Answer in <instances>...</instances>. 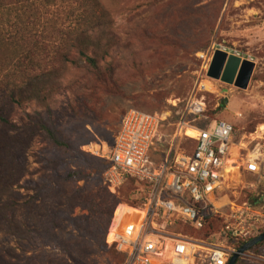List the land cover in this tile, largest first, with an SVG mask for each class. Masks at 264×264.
Segmentation results:
<instances>
[{"label":"rangeland","instance_id":"374dc122","mask_svg":"<svg viewBox=\"0 0 264 264\" xmlns=\"http://www.w3.org/2000/svg\"><path fill=\"white\" fill-rule=\"evenodd\" d=\"M18 4L15 5L18 11L21 7L37 10L30 19L35 24H28L37 37L48 35L51 31L48 24L79 36L83 47L97 53L101 66L106 63L112 66L114 85L108 94L99 90L76 57L77 64L68 66L59 93L44 107L28 103L14 110L11 124L22 126L27 115L33 124L39 119L59 131L72 149L69 152L57 149L38 133L34 134L24 164L21 163L24 179L30 180L31 189L38 186L41 194L43 205L37 204L33 211L41 214L51 211L57 229L45 232L44 225L41 229L33 226L32 247L25 261L13 259L12 251L18 245L6 229L0 231V264H49L51 260L53 264H62L63 244H68L77 258L91 255L84 264H119L107 242L110 224L100 250L94 247L85 228V219L97 205L91 195L95 187L84 181L65 182L64 177L82 170L86 158L103 160L91 152L97 149L101 152L112 145L129 110L169 114L168 124L161 129L166 141L175 132L177 123L193 119L188 112L190 104L201 102L206 111L203 118L193 122L198 129L217 120L226 121L235 129L233 142L238 152L233 150L230 159L240 166L241 180L236 175L231 179L219 205H225L234 196L240 200L261 196V205L264 204V160L259 176L245 170L248 156L254 150L259 149L264 155V135L259 139L256 134L259 127H264V0L248 4L236 0H54L52 6L42 0H20ZM15 16L11 14L12 19ZM7 26L0 24V29L6 30ZM216 49L228 55L238 54L242 60L253 63L246 90L207 75L209 56ZM187 133L191 137L197 134L194 129H188ZM194 146V141L181 140L186 151ZM8 180V177L0 179V210L7 212L9 218L11 193L5 189ZM105 186L102 180L100 187ZM131 191L124 187L116 194L107 192L122 204L123 193ZM78 225L81 231L75 227ZM244 262L264 264V259L247 258Z\"/></svg>","mask_w":264,"mask_h":264},{"label":"built area","instance_id":"2783aa9c","mask_svg":"<svg viewBox=\"0 0 264 264\" xmlns=\"http://www.w3.org/2000/svg\"><path fill=\"white\" fill-rule=\"evenodd\" d=\"M236 1L248 4L253 0ZM205 111L201 102H192L188 112L193 119L177 123L175 132L164 141L161 129L168 124L169 114L129 110L112 145L91 152L110 164L103 178L112 194L118 193L128 178L135 181L138 205L119 204L107 233L108 246L124 256L123 264H228L237 251L233 243L264 229L262 198L240 200L234 196L219 205L231 179L236 175L241 180L240 166L230 159L237 149L235 129L222 120L198 129L193 122L203 118ZM188 129L196 130V136H189ZM184 138L194 141L193 150L181 147ZM254 151L245 170L259 176L264 155L259 149ZM217 216L223 226L205 240L179 231L183 226L201 230L206 218ZM242 258L263 261L246 253Z\"/></svg>","mask_w":264,"mask_h":264},{"label":"trees","instance_id":"16d2710c","mask_svg":"<svg viewBox=\"0 0 264 264\" xmlns=\"http://www.w3.org/2000/svg\"><path fill=\"white\" fill-rule=\"evenodd\" d=\"M42 1L52 6L54 0ZM18 2L20 3V0H0V24L9 27L6 30L0 29V179L9 178L5 189H9L11 193V214L8 218L7 212L0 210V231L3 232L6 229L10 238H13L18 245V249L15 248L14 251L20 255L16 256V253L12 251L13 259L25 261L32 247L30 242L32 227L37 225V229H41L44 225L42 229L45 232L57 229L51 211L47 210L42 214L33 211L38 207L37 204L43 205V202L40 200L39 187L35 185L31 189L30 180L24 179L25 170L21 163L24 164L26 149L36 133L57 149L69 152L72 147L59 134V131L43 124L39 119L33 124L31 117L27 115L26 122L17 127L11 124L10 117L14 110L23 104L35 103L39 107H44L49 99L59 93L61 81L68 66L76 65L77 60L91 74V80L98 89L107 94L110 91L109 88L114 85L112 81L114 71L109 63L101 66L102 60L98 58L97 53L89 52L83 47V40L81 38L78 40L79 36H74L75 34L69 30L64 32L56 25L48 24L51 31L46 37L43 35L37 37L32 34L29 25H34L35 22L30 23V19L36 16L37 10L21 7V11H18L15 8V5H19ZM13 13L16 16L12 19L11 14ZM10 23H12L11 27ZM84 163L82 170L67 173L64 181H84L95 187L91 195L97 205H94L89 217L85 219V228L90 233L94 247L100 250L104 247V232L110 224L112 213L119 205V200L115 201L112 194L107 192L106 186L105 188L100 187V183L104 180L102 176L109 169L110 164L105 160L93 158L88 160L86 158ZM134 184L135 181L128 178L122 187L132 189L129 194L123 193L122 195L123 203L131 207L138 205V201L134 199ZM21 191L33 194L22 196L19 194ZM250 197L247 196L244 200L259 198V196H253L251 199ZM101 198H103L102 201H100ZM230 200L232 199L229 198ZM222 226V219L217 216L206 218L201 230L183 226L179 231L196 239L205 240ZM75 227L81 231L80 225ZM263 233L264 229L258 235L233 243L232 247L238 250L245 243ZM61 248L62 264H84L85 259L91 257L88 255L77 258L68 244H63ZM110 248L119 264H123L124 256L117 253L113 247ZM248 253H254L256 257L264 259V241L251 248ZM244 260L239 258L235 264H246ZM94 261L92 260V263ZM49 264H53V261L51 260Z\"/></svg>","mask_w":264,"mask_h":264},{"label":"water","instance_id":"95a60500","mask_svg":"<svg viewBox=\"0 0 264 264\" xmlns=\"http://www.w3.org/2000/svg\"><path fill=\"white\" fill-rule=\"evenodd\" d=\"M253 63L242 60L222 51H215L210 62L207 75L222 83L234 86L240 90L248 87L252 72ZM225 103L227 100L225 99ZM264 241V233L251 239L241 246L230 258L228 264H235L237 259L242 258L251 248Z\"/></svg>","mask_w":264,"mask_h":264},{"label":"bare ground","instance_id":"6f19581e","mask_svg":"<svg viewBox=\"0 0 264 264\" xmlns=\"http://www.w3.org/2000/svg\"><path fill=\"white\" fill-rule=\"evenodd\" d=\"M197 132V131H196ZM257 138H259L260 139V137L262 136V135H264V127L263 126H261V127H259V129H258V131H257ZM107 241L108 242H110V238L109 237H107Z\"/></svg>","mask_w":264,"mask_h":264},{"label":"crops","instance_id":"0c3cea01","mask_svg":"<svg viewBox=\"0 0 264 264\" xmlns=\"http://www.w3.org/2000/svg\"><path fill=\"white\" fill-rule=\"evenodd\" d=\"M259 198H261V196Z\"/></svg>","mask_w":264,"mask_h":264}]
</instances>
